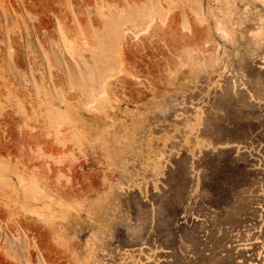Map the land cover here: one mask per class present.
I'll use <instances>...</instances> for the list:
<instances>
[{"label": "rangeland", "instance_id": "374dc122", "mask_svg": "<svg viewBox=\"0 0 264 264\" xmlns=\"http://www.w3.org/2000/svg\"><path fill=\"white\" fill-rule=\"evenodd\" d=\"M0 264H264V0H0Z\"/></svg>", "mask_w": 264, "mask_h": 264}, {"label": "bare ground", "instance_id": "6f19581e", "mask_svg": "<svg viewBox=\"0 0 264 264\" xmlns=\"http://www.w3.org/2000/svg\"><path fill=\"white\" fill-rule=\"evenodd\" d=\"M102 82H103V84H105V83L108 84V78L103 79V80L101 81V83H102ZM107 84H106V85H107ZM106 92H107V91H106ZM103 93H104V92H103ZM99 95H101V94H99ZM102 95H103V94H102ZM133 97H134V95H133ZM119 103H120V102H119ZM115 106H116V105H115ZM134 121H135V120H134ZM121 161H122V160H121ZM43 167H44V166H43ZM39 173H41V172H39ZM46 173H48V172H46ZM42 174L44 175V173H42ZM46 175H47V174H46ZM49 175H50V174H49ZM39 176H40V175H39ZM39 176H38V177H39ZM40 177H41V176H40ZM45 177H46V176H45ZM46 178H47V177H46ZM46 178H45V179H46ZM47 182H48V181H47ZM47 182H46V184H47ZM40 183H41V182H40ZM54 183L56 184V182H54ZM95 183H96V182H95ZM41 184H43V183H41ZM46 184H45V185H46ZM90 184H91V183H90ZM48 185H49V184H48ZM48 185H46V186H48ZM53 185H54V184H53ZM72 185H73V184H72ZM93 185H94V184H93ZM39 186H40V185H39ZM43 186H44V184H43ZM51 186H52V185H51ZM55 186H56V185H55ZM48 187H49V186H48ZM60 187H63V186H60ZM67 187H69V186H67ZM72 187H73V186H72ZM76 188H78V187H76ZM42 189L45 190V188H41V192H43ZM65 189H66V188H65ZM78 189H79V188H78ZM70 190H71V189H70ZM48 191H49V190H48ZM53 191H54V190H53ZM66 191H67V190H66ZM51 192H52V191H51ZM54 192H55V191H54ZM57 192H58V191H57ZM63 192H64V190H63ZM72 192H73V191H72ZM43 193H44V194H47V193H45V192H43ZM69 193H70V192H69ZM87 193H88V192H87ZM38 194L41 195V193H38ZM63 194H64V193H63ZM63 194H62V195H63ZM73 194H74V193H73ZM78 194H79V193H76V195H78ZM42 195H43V194H42ZM71 195H72V194H71ZM86 195H87V194H86ZM86 195H85V196H86ZM43 196H45V195H43ZM46 196H47V197H50V198H49L50 201H45L44 204L47 203V207H48V205H49V207H52L51 205L54 206V204H53V200H56V199H54V198H55V197H54V194L52 195V193H50V194H47ZM46 196H45V197H46ZM65 196H66V195H65ZM82 196H83V195H82ZM57 197H58V196H57ZM80 197H81V196H80ZM100 197H101V196H100ZM84 198H85V197H84ZM106 198H107V197H106ZM37 199H38V198H35V197H34V200H37ZM54 202H55V201H54ZM62 202H63V201H62ZM104 202H105V201H104ZM63 204H65V205H64V207H65V206H66V203H63ZM61 206H62V205H61ZM67 206H68V204H67ZM69 208H71V207H69ZM51 209H52V208H51ZM37 210H38V209H36V211H37ZM52 210H53V209H52ZM88 211H90V210H88ZM56 212H57V211H56ZM58 212H59V211H58ZM50 213H51V211H50ZM90 213H91V212H90ZM57 230H58V229H57ZM53 231H54V230H53ZM140 253H141V252H140Z\"/></svg>", "mask_w": 264, "mask_h": 264}]
</instances>
